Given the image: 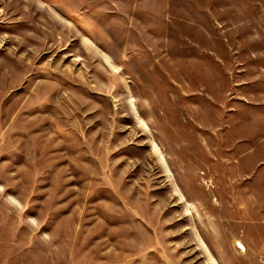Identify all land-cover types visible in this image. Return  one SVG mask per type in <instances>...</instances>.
Wrapping results in <instances>:
<instances>
[{"label": "rangeland", "instance_id": "rangeland-1", "mask_svg": "<svg viewBox=\"0 0 264 264\" xmlns=\"http://www.w3.org/2000/svg\"><path fill=\"white\" fill-rule=\"evenodd\" d=\"M0 264H264V0H0Z\"/></svg>", "mask_w": 264, "mask_h": 264}]
</instances>
